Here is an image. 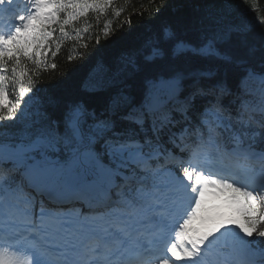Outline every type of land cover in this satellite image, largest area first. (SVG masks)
<instances>
[{
  "label": "snow or ice",
  "instance_id": "1",
  "mask_svg": "<svg viewBox=\"0 0 264 264\" xmlns=\"http://www.w3.org/2000/svg\"><path fill=\"white\" fill-rule=\"evenodd\" d=\"M233 31L219 28L197 43L166 27L115 71L96 65L84 90L100 94L98 105L74 100L58 118L37 114L0 134V232L24 238L31 264H71L86 231L98 233L83 212L65 206L91 209L116 194L145 142L198 101L205 129L227 127L264 145V47L237 42ZM257 101L259 116L251 110Z\"/></svg>",
  "mask_w": 264,
  "mask_h": 264
},
{
  "label": "trees",
  "instance_id": "2",
  "mask_svg": "<svg viewBox=\"0 0 264 264\" xmlns=\"http://www.w3.org/2000/svg\"><path fill=\"white\" fill-rule=\"evenodd\" d=\"M58 1V20L36 33L33 52L19 44L11 55L0 56V90L9 98L0 104V134L15 132L18 126L37 119V114L41 119L58 118L60 106L74 100L98 105L100 94L93 96L84 90L96 65L102 63L115 71L126 58L139 56L155 43L166 27L197 43L219 28H231L237 42L244 39L249 45L264 47V0ZM202 104L198 101L187 117L175 115L143 149L147 151L155 143L168 149L179 139L184 122L189 124L192 143L205 140L209 130L199 122ZM254 106L259 109L258 101ZM231 107L235 109V105ZM216 130L228 137L223 129ZM244 140L253 141L248 135ZM260 243L264 245V237Z\"/></svg>",
  "mask_w": 264,
  "mask_h": 264
},
{
  "label": "rangeland",
  "instance_id": "3",
  "mask_svg": "<svg viewBox=\"0 0 264 264\" xmlns=\"http://www.w3.org/2000/svg\"><path fill=\"white\" fill-rule=\"evenodd\" d=\"M2 1H3V6H5V4H6L5 2H8V1H4V0H2ZM29 4H30V2L28 1L25 3V6L28 8ZM23 5H24V2H23ZM3 6L1 8H3ZM47 7H48V14L42 18H40V17L33 18L32 22L34 21L35 24L39 23V22H43V23L53 22L57 17V13H56V9H55L56 5L54 3L50 2V3H48ZM21 8L22 7H19L17 9H12L11 12L18 11ZM21 11H23V8L21 9ZM21 11L17 12L15 14V16H21ZM31 15L29 14L28 17H30ZM48 17H49V19H48ZM12 19L13 18H9V20H12ZM22 19L23 18H21V21H22ZM25 20H26V16L24 17V20L22 22H20V25H16L12 28H10L11 24H4V28L0 32V55L10 54L13 52L11 45H10V43H12V41L19 40V39L22 40L24 37H26V39H25L26 41H31L32 36H33V32H34V24L32 23V24H29L27 26L25 23ZM15 44H16V42H15ZM28 47H29V51H31L32 47L30 45H28ZM0 73H1V70H0ZM7 101H8V97L5 94L3 96L2 95L0 96V102H7ZM256 109L257 108L253 107L251 110L256 112ZM257 113L259 114L260 111H258ZM261 187L262 188H260V190H259L260 195L258 197H256L255 199H253V205H254L253 207L257 208L258 210H261L264 214V183L261 184ZM207 196H209V195H207ZM115 200H116L115 202H122V203L124 202L125 207H127L130 203V201H128V199L125 200V199H119L118 198ZM218 200H220V201H217V203L224 202L223 204H220V205L226 204V205H229L230 208H232V210L229 208L228 217L231 219L232 222H236V223H238V225L241 224L246 230L249 231L250 235L246 236L245 238H243V237L237 238L238 235H235V234L230 235L228 233H225L224 237L226 239H224V240L222 239V241L217 242L213 239H210V240L216 244H220L221 249L223 250L224 254L231 255L232 257H236L237 260L240 258L242 260L241 264H244L243 261H245V260H253V256L255 255L256 250H255L254 244L252 243V240H250L251 243H249V239H251V235L254 233L258 234L260 232L258 235H264V215L261 217L260 223L257 225V228L251 229V228H253V226L249 225L248 217H246L245 214H243V211H241L240 206H237L234 201H230L228 199H224V200L218 199ZM139 207H140V204H139ZM202 211H204V210H202ZM240 216H243L244 220ZM246 219H247L248 223L245 221ZM245 223H246L247 228L248 227H251V228L247 229L245 227ZM234 226H236V225H234ZM201 232H202V234H204L205 230H203ZM245 251H247V252L250 251L251 254L249 255ZM244 252L246 255L247 254L248 255L246 256L244 254ZM253 262H254V264L258 263V261H253Z\"/></svg>",
  "mask_w": 264,
  "mask_h": 264
},
{
  "label": "bare ground",
  "instance_id": "4",
  "mask_svg": "<svg viewBox=\"0 0 264 264\" xmlns=\"http://www.w3.org/2000/svg\"><path fill=\"white\" fill-rule=\"evenodd\" d=\"M29 7H30V4L28 6V9H29ZM226 199H228L230 201H235L233 199H230L229 197ZM222 200H224V199H222ZM247 200L249 201V198H247ZM138 201H136L134 203L137 207H139V204H140V203H138ZM73 207L79 211H82L81 208H83V206L81 204L79 205V203L75 204L74 206L67 207V208H73ZM229 208H230L229 205H226V204L220 205V203H217V201H213V200H210L208 203H202L201 209L204 210L203 211L204 212V218L198 222V225L200 226V227H198V230H200V232L205 230V233L202 235L203 238L209 239V240L213 239V240L218 242V241H222V239L223 240L226 239L224 237L225 233H228L230 235H234V234L238 235V237L236 236L237 238H239V237L245 238L246 236L250 235L249 231L246 230L241 224L238 225V223L231 221V219L228 217ZM230 209L232 210V208H230ZM245 221L248 223L247 219ZM234 225H236V226H234ZM245 227H246V223H245ZM250 240L251 239H249V243H251ZM252 243H253V241H252ZM255 250H256V248H255ZM221 251L223 252L222 249H221ZM245 252H247V251H245ZM245 252H244V254H245ZM247 253L249 255L251 254L250 251H248ZM238 261L241 263L242 260L239 258ZM251 262L254 264V262L252 260L243 261L244 264H252Z\"/></svg>",
  "mask_w": 264,
  "mask_h": 264
}]
</instances>
